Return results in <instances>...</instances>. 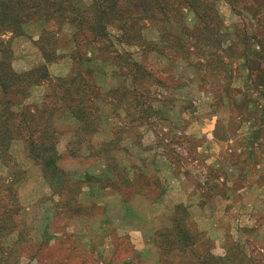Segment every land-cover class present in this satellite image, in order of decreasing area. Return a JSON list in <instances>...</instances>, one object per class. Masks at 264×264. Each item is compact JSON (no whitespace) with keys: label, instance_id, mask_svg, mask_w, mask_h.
<instances>
[{"label":"rangeland","instance_id":"374dc122","mask_svg":"<svg viewBox=\"0 0 264 264\" xmlns=\"http://www.w3.org/2000/svg\"><path fill=\"white\" fill-rule=\"evenodd\" d=\"M123 1L126 13H131L127 1ZM239 7L234 10L229 1L218 0L216 9L222 17V31H236L239 23L243 26L247 12L241 1ZM241 9L244 14L240 13ZM185 10L186 23L194 28L195 14ZM143 22L146 37L159 41L163 24L149 19ZM42 25L28 26L26 34L12 38L15 52L12 66L16 71H27L44 62L35 42ZM74 31V26L66 23L63 30L57 32L62 45L57 58L49 63L52 77L29 88L22 105L37 110L46 98H52V106L57 105L54 94L50 98L47 94L53 91L59 76L69 75L81 61L94 70V81L105 90L104 100L98 98L97 104H92L96 107L101 101V112L110 120L106 131L96 136L97 142L116 124L126 131L120 136L121 145L115 148L113 159L89 158L86 145L82 155L75 158L66 148L71 130L79 121L67 113L55 114L57 126L64 131L59 141L60 164L73 176L67 182L70 194L58 204L50 199L40 202L52 196V189L44 180L40 165L28 157L22 140L14 141L11 148L14 161L25 171L20 184L23 216L35 225L38 240L48 238L38 253L40 264H163L155 231L168 222V216L180 203L187 205L196 224L207 235L201 249L224 255L234 239L245 243L248 254L260 256L264 247L258 237L261 233L264 235V230L256 233L259 244H255L254 234L246 227L255 228L263 210L264 187L259 186L257 180L264 172V93L255 82L250 81V86L245 87L249 71L246 66L240 68L245 58L234 52L231 57L221 49L223 56L227 54L225 64L230 62L233 68L215 65L202 77V67L189 66L181 57L168 56L156 48L142 55L139 47L131 46L127 48L130 54L143 60L154 75L153 84H149L148 91L138 94V101L144 105L148 99L157 110H151L148 116L146 112L142 114L140 105L134 106L132 111L122 107L118 117L110 103L115 97H109L106 91L120 79L115 78L113 65L103 60V55H113V52L107 49L106 53L94 54L98 51L96 47L85 49L82 44L72 43ZM167 31L184 30L172 22ZM117 33L119 31L111 28L114 48L126 50V45L118 41ZM12 36L11 31H0L4 39ZM225 40L224 45L229 46L231 40ZM255 43L259 49L260 44ZM120 63L122 65L123 61ZM227 69L234 75V85L243 88L242 92H236L233 102L225 92L224 96L220 95L223 90L220 84L228 77L218 74L227 73ZM263 70L257 67L254 73ZM81 79L78 84L84 85ZM11 96L20 95L12 93ZM87 106L90 108L89 101ZM23 108L14 107L15 111ZM261 109V116L256 115ZM257 142L261 148L254 149ZM6 171L0 162V173L6 174ZM118 171L124 174L123 178L118 177ZM227 187L230 188L226 190ZM162 189H165L163 194ZM54 199L58 201L60 196L56 194ZM45 214H49V219ZM132 255H136L134 260ZM29 263L37 261L23 259V264Z\"/></svg>","mask_w":264,"mask_h":264},{"label":"trees","instance_id":"16d2710c","mask_svg":"<svg viewBox=\"0 0 264 264\" xmlns=\"http://www.w3.org/2000/svg\"><path fill=\"white\" fill-rule=\"evenodd\" d=\"M126 1L131 13H126L123 0H0V31L13 33L9 40L0 37V162L7 168L6 174L0 173V264H23L26 257L40 264L39 250L48 241L44 237L38 240L34 233L35 225L28 223L23 216L20 184L25 171L14 161L11 152L14 141L22 140L28 157L40 165L43 178L52 189V196H46L40 202L50 199L58 204L70 194L67 182L73 176L60 164L62 153L59 141L64 131L57 126L55 114L67 113L79 121L77 127L71 130L66 148L67 153L75 158L82 155V148L86 145L89 158L107 156L113 159L116 156L115 148L121 145L120 136L126 131L116 124L109 128V132H104V139L97 142L96 136L106 131L109 127L107 122H110L109 117L101 112V101L93 107L98 98L104 100L105 90L94 81V70L81 61L77 62L69 75L59 76L53 91L47 94L49 98L54 94L52 97L57 100V105H51L52 98H46L37 110L22 105L29 88L52 77L49 63L59 55L62 39L57 37V32L63 30L64 24L70 23L75 28L72 43L82 44L85 49L94 46L98 49L93 50L94 54L106 53L107 49L113 52V55H103V60L113 65L112 72L115 78L120 79L106 91L109 97H115V101L110 100V103L118 117L121 116L122 107L132 111L134 106L140 105L142 114L146 112L148 116L151 110H157L155 104H149L148 99L144 105L138 101V94L148 91L149 84H153L151 78L154 75L143 60L130 54L127 48L131 46L139 47L142 55L156 48L166 55L181 57L189 66L202 67V77H206L207 70H213L215 65H230L233 68L230 62L225 64L227 54L223 56L221 49L231 57L233 52L239 53L245 58L240 68L246 66L249 71L245 75L249 78L245 87L250 86V81L255 82L264 93V0H227L234 10L240 8L241 1L247 12L241 9V14H247L243 16L245 22L243 26L240 23L236 25V31L226 29L231 32L222 31V17L216 9L218 0ZM186 8L195 14L197 24L194 28L186 23ZM145 19L163 24L164 31H161L159 41H152L144 34ZM172 22H176L184 31H167ZM37 23L46 25V28L42 25L41 34L35 41L44 62L30 70L18 72L12 66L15 54L12 38L26 34L28 26ZM50 23L52 25L47 27ZM111 28L119 31L116 36L120 43L126 45V50L114 48L116 43ZM186 34L189 37L185 38ZM225 39L231 40L229 46L224 45ZM255 41L260 44L259 49ZM257 67L263 72L255 74ZM218 76L228 77L220 84L223 87L221 97L225 92L232 102L236 101V92H242L243 88L234 85L231 70L227 69V73H219ZM79 78H83L84 85L78 84ZM12 93L20 96L12 97ZM18 105L24 107L23 110L15 111L14 107ZM262 110L256 115L261 116ZM111 134L114 135L110 137ZM260 146L257 142L253 148L259 149ZM117 174L118 177L124 175L119 171ZM257 182L264 187V172L260 173ZM164 192L165 189H162L161 194ZM56 194L60 196L58 201L54 199ZM262 207L257 226L246 229L254 234V243L259 244L257 241L261 240L264 247V235H256L264 230V201ZM45 218L49 219V214H45ZM46 226H42V233ZM155 234L163 264H264V252L260 256L248 254L247 246L240 240L232 239L224 255L215 254L211 249H201L207 235L198 227L184 203L175 206L168 216V222L157 228ZM134 257L136 255H132V260Z\"/></svg>","mask_w":264,"mask_h":264}]
</instances>
